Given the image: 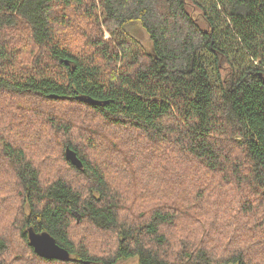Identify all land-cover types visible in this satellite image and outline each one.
I'll list each match as a JSON object with an SVG mask.
<instances>
[{"label":"trees","instance_id":"1","mask_svg":"<svg viewBox=\"0 0 264 264\" xmlns=\"http://www.w3.org/2000/svg\"><path fill=\"white\" fill-rule=\"evenodd\" d=\"M87 262L264 264V0H0V264Z\"/></svg>","mask_w":264,"mask_h":264},{"label":"water","instance_id":"2","mask_svg":"<svg viewBox=\"0 0 264 264\" xmlns=\"http://www.w3.org/2000/svg\"><path fill=\"white\" fill-rule=\"evenodd\" d=\"M66 157L79 168L84 167V162L78 157L77 152L70 146L66 148ZM29 239L38 255L48 259L68 260L71 253L59 245L56 238L48 231L39 232L34 227H29ZM87 264H89L87 262ZM121 264V263H120Z\"/></svg>","mask_w":264,"mask_h":264},{"label":"rangeland","instance_id":"3","mask_svg":"<svg viewBox=\"0 0 264 264\" xmlns=\"http://www.w3.org/2000/svg\"><path fill=\"white\" fill-rule=\"evenodd\" d=\"M130 31L136 37L135 39L140 41L148 52H152L153 45L151 43L150 35L148 34V32L142 26L136 25L132 29H130ZM4 101L8 102V99H5ZM12 104H14V103L12 102ZM209 195H210V197L211 196H216V194L214 192H212ZM212 200H214V199L212 198Z\"/></svg>","mask_w":264,"mask_h":264}]
</instances>
